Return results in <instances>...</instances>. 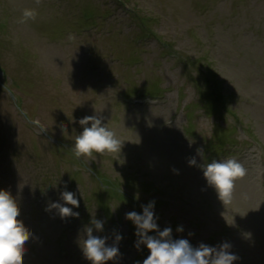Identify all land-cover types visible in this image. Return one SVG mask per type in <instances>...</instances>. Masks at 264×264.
I'll list each match as a JSON object with an SVG mask.
<instances>
[{
	"label": "rangeland",
	"instance_id": "rangeland-1",
	"mask_svg": "<svg viewBox=\"0 0 264 264\" xmlns=\"http://www.w3.org/2000/svg\"><path fill=\"white\" fill-rule=\"evenodd\" d=\"M130 2L135 13L114 0H0V74L8 70L5 88L18 95L9 100L0 90V190L17 201L31 233L23 264H91L80 242L92 219L104 222L93 235L106 245L122 236L120 255L106 264H143L149 252L135 246L125 216L153 201L158 229L171 227L173 240L227 242L234 264H264V0ZM25 9L36 19L20 23ZM94 115L122 149L72 166L41 130L73 146L79 121ZM192 157L197 165L214 157L244 165L230 204L189 165ZM90 166L134 201L100 191L83 173ZM65 190L79 200L78 218L47 210L63 204Z\"/></svg>",
	"mask_w": 264,
	"mask_h": 264
},
{
	"label": "clouds",
	"instance_id": "clouds-1",
	"mask_svg": "<svg viewBox=\"0 0 264 264\" xmlns=\"http://www.w3.org/2000/svg\"><path fill=\"white\" fill-rule=\"evenodd\" d=\"M36 16L37 12L34 9H25L19 22L35 20ZM73 38L69 37V39ZM103 120V116L94 115L85 116L79 121L83 131L75 137L71 148L76 158H93L94 153H120L123 142L103 123ZM89 124L90 127L87 126ZM197 154L203 157V149H197ZM189 165L202 168L204 179L208 186L215 190L223 205L231 203L235 182L243 179L247 174V169L235 157L212 160L202 165H197L195 157H192L189 159ZM61 200L63 204L52 203L47 210H57L61 218H78L79 213L72 211L73 208L79 207L76 195L65 190L61 193ZM153 208L154 201L143 206L142 214L131 211L125 216V219L131 221L136 228L135 235L139 239L135 246L139 247L143 244L149 252L143 264H234L238 259L230 252L231 245L227 242L217 247L204 243L193 247L187 239L173 240L171 227H165L162 231L158 229ZM19 215L17 201L10 192L0 190V264H23L24 245L31 233L18 219ZM103 224L101 220L92 219V226L85 229V237L80 242L83 255L91 264H106L120 255L118 242L122 239L121 235L117 234L115 242L110 246L106 245L107 237L100 238L93 235V229L102 231ZM177 231L183 229L178 228ZM149 232L157 234L150 236Z\"/></svg>",
	"mask_w": 264,
	"mask_h": 264
},
{
	"label": "trees",
	"instance_id": "trees-1",
	"mask_svg": "<svg viewBox=\"0 0 264 264\" xmlns=\"http://www.w3.org/2000/svg\"><path fill=\"white\" fill-rule=\"evenodd\" d=\"M121 2V1H124V0H118V2ZM142 23H143V25H142V30H144V32H147L148 31V28L145 26V22H144V20H142ZM67 150H65V152H66ZM107 193L109 192V193H111V194H113V195H115L118 199H124V200H126L127 201V198L126 197H124L123 195H121V194H117L116 193V191L113 189V188H108L107 190H105Z\"/></svg>",
	"mask_w": 264,
	"mask_h": 264
}]
</instances>
